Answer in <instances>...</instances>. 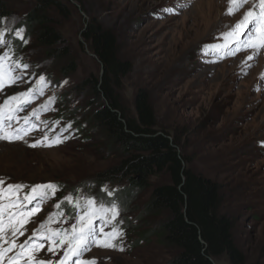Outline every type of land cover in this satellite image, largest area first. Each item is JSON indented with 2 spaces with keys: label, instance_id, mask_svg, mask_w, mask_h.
<instances>
[{
  "label": "rangeland",
  "instance_id": "374dc122",
  "mask_svg": "<svg viewBox=\"0 0 264 264\" xmlns=\"http://www.w3.org/2000/svg\"><path fill=\"white\" fill-rule=\"evenodd\" d=\"M3 1L9 7L7 20L13 28H20L24 15L35 3ZM61 1L67 14H53V19L69 49V59L55 62L28 40L17 59L29 68H17L13 75L23 78L0 89V104L10 96L36 90L30 102L27 98L14 102L20 110L15 112L12 127L30 131L22 140H0V178L5 184L24 185L21 195L36 185L56 186L54 194L48 189L37 190V196L47 192V198L34 215L24 209L23 215L17 216V221L25 220L22 226L16 221L10 224L8 219V211L20 213V207L5 211L3 235L14 240L16 247L4 255L0 264H10L21 254L20 245L24 244L29 251L17 264H33L28 259L29 252L34 260L55 264L63 257L64 248L51 244L48 237L52 232L70 230L76 223L74 217L83 214L81 209L89 198L97 201V208H110L95 195L125 185V181H118L99 192L92 184L97 174L118 162V157L105 148L93 127L84 124L86 110L82 108L91 98L88 90L77 87L102 74L88 46L80 44V32L90 19H96L115 35L119 57L131 65V72L116 89L127 114L134 116L135 95L145 91L155 114L156 129L176 137L192 169L219 187L221 208L233 225V238L244 264H264V49L244 48L239 41L245 36L225 38L243 13L253 8L255 0H247L234 15L214 12L209 24L203 23L204 15L208 4L214 5L216 0ZM214 21L219 23L217 31L212 30ZM13 39L18 38L12 34L9 43ZM7 46L0 47V55L7 52ZM12 61L16 60L6 61V67ZM68 61L75 71L63 75L60 69ZM40 76L45 77L44 84L38 83ZM45 104L46 110L41 108ZM77 109L82 111L72 117L69 111ZM61 112L67 113L68 118H62L64 122L58 121ZM3 122L7 127V119ZM76 125H81L83 133L73 130ZM57 139L62 142L55 143ZM37 141L40 143L36 147H30ZM148 195L135 197L126 212L118 208L120 215L104 226V232L114 226L123 232L113 241L123 251L93 246L82 259L95 258L97 264H168L172 250L165 248L158 237L149 235L157 221L143 215ZM69 196L72 202L65 199ZM60 212L63 215H57ZM41 223L46 226L41 228ZM13 225L17 227L15 235L11 232ZM93 225L99 228L102 221L97 218ZM40 244L43 247L37 249ZM2 247L9 248L10 244ZM49 247L54 251L49 252ZM215 264L230 263L222 257Z\"/></svg>",
  "mask_w": 264,
  "mask_h": 264
},
{
  "label": "trees",
  "instance_id": "16d2710c",
  "mask_svg": "<svg viewBox=\"0 0 264 264\" xmlns=\"http://www.w3.org/2000/svg\"><path fill=\"white\" fill-rule=\"evenodd\" d=\"M53 14H67L61 0H35L19 26L47 58L62 62L69 59L70 53L54 24ZM9 17L8 5L0 0V21ZM80 38V44L88 46L102 71L98 78L87 79L77 87L88 90L91 98L82 108L86 110L84 124L93 127L105 148L118 157V162L97 174L92 184L101 192L107 184L125 181L111 196L106 192L96 194L100 203L115 202L126 212L135 197L148 192L143 215L157 221L149 235L158 237L165 248L172 250L168 264H215L222 257L230 264H244V256L233 238V225L221 208L219 187L192 169L176 137L156 129L147 93L140 90L135 95L134 116L124 109L116 89L131 72V65L119 57L115 35L96 19H90ZM24 46L21 40L13 39L6 50L11 59L18 60ZM74 71L70 61L60 69L63 75ZM79 111L82 110L69 113L73 117ZM65 114L61 112L58 121L64 122L62 118H68ZM74 129L83 133L81 125Z\"/></svg>",
  "mask_w": 264,
  "mask_h": 264
},
{
  "label": "snow or ice",
  "instance_id": "6c2138e0",
  "mask_svg": "<svg viewBox=\"0 0 264 264\" xmlns=\"http://www.w3.org/2000/svg\"><path fill=\"white\" fill-rule=\"evenodd\" d=\"M230 7L228 9L229 15H234L239 9L247 3V0H229ZM258 7V11L256 10ZM165 11H172L171 9H165ZM11 21L4 20L0 21V47L7 46L9 43V38L12 34L16 38L22 41L23 44L28 43V39L24 34L23 28H13L11 27ZM245 36V39L239 41V44L244 48H253V49H264V0H257V3L254 4L253 8L248 10L242 19L238 21L235 25L233 32L226 34V39L229 36ZM219 47V46H216ZM234 54V53H233ZM249 59H252L250 56ZM11 56L9 53H4L0 55V89H3L7 85L15 84L18 80L22 79V76L13 75V72L17 68H22L24 70L29 68L27 63L21 65L19 59L12 61V65L6 67V61H10ZM14 65V66H13ZM39 84L45 83V77L40 76L38 80ZM36 90L29 89L26 92L20 93L19 95H13L8 97L0 104V140H7L8 142H13L15 140H22L25 135L28 134L30 129H20L13 128L11 121L15 119V112L20 109L15 107L14 102H19L21 98H27L28 102L34 98ZM39 94H43V88L39 89ZM50 100L48 103H51ZM47 104L42 105V109H47ZM5 112L7 115L5 116ZM36 114L35 112L33 113ZM4 119H7L9 122L7 127L4 126ZM25 122L27 123V117H25ZM10 129V130H9ZM23 133V134H22ZM45 140L47 137L45 136ZM59 139L55 143H61ZM40 141H37L36 144L30 145V147H36ZM48 146H52L49 144ZM24 185L22 184H5V181L0 178V260H3L4 255L12 250V247H16L14 240L9 241L4 235V225H3V216L6 210L16 209L20 207L22 211L17 213L15 211H8L9 223L12 224L13 221H16V224L22 226L25 223V220L21 219L17 221L18 215H23V210L26 209L28 215H34L39 211V205L42 204L43 199L47 198L48 193H44L43 196H37L38 189H48L51 190L54 194L56 186L54 185H36L33 186L29 193L23 192ZM110 196L112 192L108 193ZM69 202H72V197H66ZM6 201V203H5ZM35 201V203H33ZM31 204L32 207L27 208V205ZM97 201L94 199H87L85 205L82 207V215L74 217L76 223L71 226V229H61L59 231H53L52 235L48 237L51 241V244L56 248H64L63 257L55 262V264H68V261H71L72 264H97L95 258L90 260H83L82 257L85 252L91 250L93 246L101 248H115L116 250L123 251L124 249L118 247L113 243L118 237L123 235V232L118 230L115 226L109 232H104V226H107L111 221L116 220L120 215L118 206L115 202L111 203L110 208H104L101 205L97 208ZM76 207H81L80 205H75ZM56 208H59L60 205H55ZM57 215H63L62 212L57 213ZM99 218L102 221V226L97 228L93 225V221ZM52 216L49 215V221H51ZM46 225L41 223L40 227L44 228ZM17 227L13 225L11 232L15 235ZM38 231V230H37ZM23 234V233H21ZM4 243H9V248H3ZM66 246V247H65ZM43 245H37V249L42 248ZM21 254L13 258L10 261V264H17V261L23 258V254L28 250V245H20ZM49 252H53V247L48 248ZM75 258V259H73ZM28 259L33 261V264H53L52 261H43V260H34L32 254L29 252Z\"/></svg>",
  "mask_w": 264,
  "mask_h": 264
},
{
  "label": "bare ground",
  "instance_id": "6f19581e",
  "mask_svg": "<svg viewBox=\"0 0 264 264\" xmlns=\"http://www.w3.org/2000/svg\"><path fill=\"white\" fill-rule=\"evenodd\" d=\"M216 1H217V3H214V5H213V3L211 5L208 4V10L206 11V13L204 15L203 23H205V24L211 23L212 20H213V18H214V16H215V13L214 12H217L218 10H219L220 15L227 13V11H228V9L230 7L229 0H216ZM254 3L256 4L257 3V0H255ZM220 9L223 10L224 12H222ZM256 10L258 11V7H257ZM244 14L245 13H243V15L241 16L240 20L242 19V17L244 16ZM222 19L223 18H221L220 20H222ZM222 21H221L220 24L223 23ZM218 24L214 21V24L212 26V30L215 29L217 31L219 29L218 26H217ZM207 36L208 35H206L205 37H207Z\"/></svg>",
  "mask_w": 264,
  "mask_h": 264
}]
</instances>
